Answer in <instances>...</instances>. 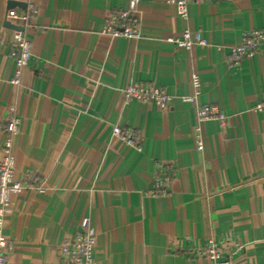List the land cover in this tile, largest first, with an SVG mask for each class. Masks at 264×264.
I'll return each instance as SVG.
<instances>
[{"label":"crops","instance_id":"obj_1","mask_svg":"<svg viewBox=\"0 0 264 264\" xmlns=\"http://www.w3.org/2000/svg\"><path fill=\"white\" fill-rule=\"evenodd\" d=\"M174 0H140V39L114 38L106 18L130 0H0V162L5 125L14 136L16 177L23 184L5 211L7 264H64L59 247L82 231L96 237L92 264H211L194 255L210 241L232 264H264V44L237 69L227 64L245 32L264 29V0H191L189 18ZM32 22L9 20L14 10ZM190 30L206 45L169 39ZM31 60L12 83L14 34ZM193 74L200 77L198 91ZM132 82L176 96L165 108L126 102ZM196 103L178 97L194 96ZM227 117L203 124L196 150V107ZM132 128L142 149L113 128ZM172 166L166 196L149 194L159 170ZM44 192L40 193L38 187Z\"/></svg>","mask_w":264,"mask_h":264},{"label":"built area","instance_id":"obj_2","mask_svg":"<svg viewBox=\"0 0 264 264\" xmlns=\"http://www.w3.org/2000/svg\"><path fill=\"white\" fill-rule=\"evenodd\" d=\"M140 0H130L129 9L126 11H115L106 18V32L114 38L129 39L136 41L140 39L141 32L136 15L137 5ZM191 0H174L172 5L183 20L189 18V4ZM36 3L31 4L32 14L21 16L18 12L12 10L8 14L9 20L21 19L27 23L32 22L37 14ZM169 41L178 47L191 49L195 45L205 46V41L197 40L190 30H185L180 38H172ZM264 44V29H255L245 32L241 37V43L234 47L228 56L227 64L232 70L237 69L243 60L251 58L261 51ZM12 58L16 66L15 75L12 83L19 84L21 71L31 60V47L27 41L24 32L17 31L14 34V51ZM192 87L198 91L200 87V77L193 74ZM126 102L137 101L141 104L155 103L162 108L176 98L170 92L161 86L148 82H132L123 92ZM198 93L194 96L178 97L182 103H196ZM255 112H264V97L253 108ZM196 150L203 152L205 148L203 124L210 120H217L223 127L227 125V117L218 109V107L207 104L196 107ZM6 133L4 158L0 162V264H7L8 244L3 236L5 225V211L11 203V196L19 194L22 191L23 184L16 177V159L13 150V139L19 129V120L10 119L5 125ZM113 136L120 139L127 147L137 150L142 149L143 136L140 132L132 128H113ZM175 179V170L168 166L159 170L152 182V188L149 194L155 197L166 196L170 192V187ZM38 191L44 192V188L39 186ZM82 231L67 240L59 247V255L64 264H92L96 237L90 230V220L85 218L82 224ZM231 252L228 249L222 250L220 244L216 241H210L207 246L194 255L205 257L211 264H232L230 258H225L224 253Z\"/></svg>","mask_w":264,"mask_h":264}]
</instances>
